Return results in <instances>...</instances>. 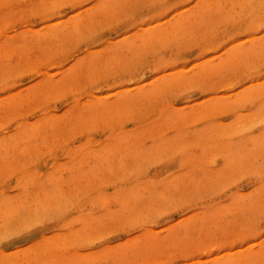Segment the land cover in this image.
I'll use <instances>...</instances> for the list:
<instances>
[{"label": "rangeland", "instance_id": "1", "mask_svg": "<svg viewBox=\"0 0 264 264\" xmlns=\"http://www.w3.org/2000/svg\"><path fill=\"white\" fill-rule=\"evenodd\" d=\"M168 2L0 0V264H264V0Z\"/></svg>", "mask_w": 264, "mask_h": 264}, {"label": "snow or ice", "instance_id": "2", "mask_svg": "<svg viewBox=\"0 0 264 264\" xmlns=\"http://www.w3.org/2000/svg\"><path fill=\"white\" fill-rule=\"evenodd\" d=\"M92 2H94V0H90V3L88 6H91ZM195 3H196V0H169L168 4H166L165 7L169 8L168 15L171 16V15L175 14V12H177V11H183L189 7H192ZM130 23H132V22H130ZM150 23H154V21L150 22ZM140 26L147 27L148 25L147 24L146 25H138V27H140ZM124 27L128 28L129 25H125ZM132 30H136V29H132ZM240 31H243V29H240ZM253 35H264V30H262L260 33H255V32L250 31L247 33V35L240 36L237 39H234L229 43H237L240 40L249 39ZM107 39H108L107 37H100L96 41H93L92 43L93 44H99L100 40H105L107 42ZM111 39L114 40L115 37H112ZM227 46H229V44L226 43L225 47H227ZM222 50L223 49H221V51ZM192 55H196V53L193 52ZM150 78H152V77H150ZM261 79H264V76H262ZM177 219H179V217H177ZM261 238H264V234H262Z\"/></svg>", "mask_w": 264, "mask_h": 264}]
</instances>
